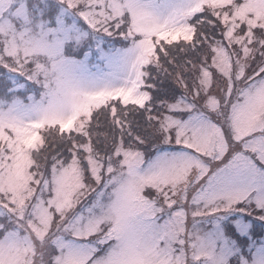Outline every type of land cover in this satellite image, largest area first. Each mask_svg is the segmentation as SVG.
<instances>
[{
  "label": "snow or ice",
  "instance_id": "1",
  "mask_svg": "<svg viewBox=\"0 0 264 264\" xmlns=\"http://www.w3.org/2000/svg\"><path fill=\"white\" fill-rule=\"evenodd\" d=\"M0 264H264V0H0Z\"/></svg>",
  "mask_w": 264,
  "mask_h": 264
}]
</instances>
